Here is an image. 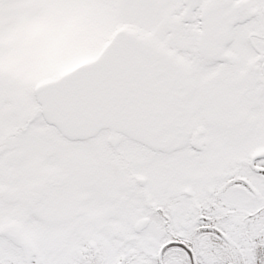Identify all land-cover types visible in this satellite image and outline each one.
Listing matches in <instances>:
<instances>
[{"label": "snow or ice", "instance_id": "obj_1", "mask_svg": "<svg viewBox=\"0 0 264 264\" xmlns=\"http://www.w3.org/2000/svg\"><path fill=\"white\" fill-rule=\"evenodd\" d=\"M0 264H264V0H0Z\"/></svg>", "mask_w": 264, "mask_h": 264}]
</instances>
